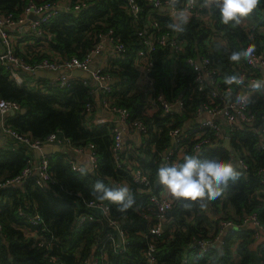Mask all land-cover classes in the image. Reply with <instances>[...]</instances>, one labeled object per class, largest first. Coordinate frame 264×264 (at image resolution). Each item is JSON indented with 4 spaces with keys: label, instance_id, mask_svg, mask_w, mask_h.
<instances>
[{
    "label": "trees",
    "instance_id": "trees-1",
    "mask_svg": "<svg viewBox=\"0 0 264 264\" xmlns=\"http://www.w3.org/2000/svg\"><path fill=\"white\" fill-rule=\"evenodd\" d=\"M30 1L56 0H0V13L11 12L17 16ZM70 1L74 4L77 0ZM135 1L140 4L143 17L135 23L127 13L126 0H89L88 6L77 13L59 12L42 26V35L35 37L39 42H47L48 50L26 59L33 63L54 55L82 58L95 45L99 33L111 32L117 42L126 46L122 58L110 61L119 78L113 90L114 104L127 109L131 119L144 122L149 131L139 146L131 144V149L126 143L119 154L126 161L133 159L132 150L142 156L136 160L152 181L150 193L133 182L127 166L117 167L112 151L115 123L88 126L83 115L84 104L89 97L86 86L78 82L71 89H62L48 86V80L42 78L38 81L44 83L43 90L27 84L19 85L11 79L7 67L0 64V97L26 109L23 114L18 112L5 117L9 128L39 139L59 132L75 146L92 144L97 157L93 172H75L65 154L54 153L48 156L52 180L43 184L34 172L22 184L0 189V264H83L85 258L95 254L96 240L112 231L104 222L86 221L77 225L81 213L100 215L87 208L83 200L108 205L110 216L119 222L125 236L122 252L108 250L109 264H145L143 252L153 238L149 234L150 228L156 224L155 214L147 205L150 195L163 187L158 181L157 169L161 166L165 149L173 145L168 132L188 126V119L194 118L198 109L208 102L210 94L209 88L197 91L195 73L186 64V59L208 57L217 71L215 79L220 90L228 89L235 96L240 94V76L254 72L260 74L247 63L246 57L249 51L264 53V0H260L249 14L250 28H244L235 21L222 23L217 2L210 6L212 20L207 24L199 17H177L173 21L166 11L157 13L153 18L162 26V32L175 33L187 45L184 53L171 57L168 49H159L153 73L156 91L162 93L168 103L180 102V111L144 115L146 101L134 86L136 72L132 62L140 48L136 32L144 28L150 6L146 0ZM182 1L177 0L176 6L180 7ZM216 36L225 43L214 39ZM236 54L239 60L233 61L231 57ZM249 109L255 114V121L233 133L232 151L222 142L217 146L204 147L198 153L191 150V145L188 146L186 155L200 160L218 158L229 162L239 155L247 169L233 166L239 173L238 177L229 178L226 184L222 182L218 186L221 194L216 199H208L206 193L205 198L211 207H221L222 210V214L214 219L205 214L202 198L197 201L175 199L170 214H166L165 228L156 240L157 264H264V233L255 236L250 227L243 225L246 215L255 214L264 226V171L261 172L264 170V149L259 144L260 130L264 128V96L252 97ZM195 125L192 123L190 127L193 129ZM30 157H33L31 151L21 143L16 147L1 148L0 183L18 175ZM97 181L113 190L127 187L129 192L123 203L97 200L93 195ZM129 201L131 206L126 211L117 210ZM19 208L27 214L37 212L41 224L32 226L25 222L18 213ZM141 213H147L149 217H142ZM224 221L232 222L234 228L222 230ZM20 227L39 231L48 244L33 247L32 239L25 238ZM218 235L221 243L215 242L204 253L191 247L197 239L214 240ZM49 256H54L56 261L50 262Z\"/></svg>",
    "mask_w": 264,
    "mask_h": 264
},
{
    "label": "built area",
    "instance_id": "built-area-1",
    "mask_svg": "<svg viewBox=\"0 0 264 264\" xmlns=\"http://www.w3.org/2000/svg\"><path fill=\"white\" fill-rule=\"evenodd\" d=\"M88 1L77 0L74 4L70 0H56L43 3L30 1L22 8L21 13L17 16L11 12L0 13V41L4 48V52L0 54V64L7 67L11 79L19 85L26 84L23 73L34 76L37 70L59 73L54 79L48 80V86L51 87L71 89L78 82L83 84L89 89V97L85 101L83 110L84 118L87 121L94 114V97L96 93H99L101 107L104 112L108 115L116 116L117 119L108 121L106 118H99L94 121L93 125H103L107 122L115 123L112 130L114 136L112 151L116 165L119 168H125L127 166L131 170L133 182L144 187L145 189L143 191L150 193L152 181L146 172H144L142 166L137 161L133 162L121 159L119 154V151L124 148L123 136L125 133L133 131L146 138L149 127L140 119H131L127 109L114 104V84L105 69L101 67L91 68L92 61L95 58L99 56L106 57L105 49L107 47V57L110 61H113L123 57L126 46L121 42H117L112 37L111 32H109L99 33L95 45L82 58L77 56L59 58L54 55L31 63L20 55L17 49L18 38L22 37L27 31L34 37H40L42 35V26L48 23L59 12L71 11L77 13L88 6ZM146 1L150 6V15L147 18L144 28L138 29L136 32L140 48L136 51L132 62V67L136 72L134 86L144 96L146 101L144 115L151 116L154 115L151 113L162 111L164 114H173V112L180 111V102L168 103L162 93L156 91V81L153 75L157 61L156 53L159 49L166 48L170 53V57L179 55L184 53L187 45L184 40L178 39L175 33L169 35L166 32H162V26L153 17L157 13L166 11L173 21L177 17H199L207 24L212 20L210 6L217 2V0H184L180 3V7L176 6L177 0ZM162 7H164V11L160 10ZM207 9H209L207 12H203V10ZM126 10L134 23L143 18L141 16L142 8L135 0H126ZM246 61L252 68L258 70L260 74L254 72L249 76L245 74L240 76L238 83L241 85V90L240 94L235 96L228 89L225 91L220 90L215 79L217 71L212 67L208 57H188L186 59V64L195 73L197 91L202 92L209 88L210 94L208 102L203 104L195 113L196 125L193 129L190 127L191 123H188L186 127L173 128L168 132L173 145L165 149L161 166L182 163L189 145H191L193 152L198 153L204 147L217 146V143H220L226 136L229 137L231 142L235 131L244 126H251L254 123L256 116L249 109V101L256 95L257 97L258 95L264 96V53L249 51ZM76 70L89 73L91 80L70 74ZM92 80L95 82V85H92ZM32 87H37L40 90L45 89L44 83L39 82L38 78H34ZM20 110L21 108L18 103L0 97L1 133L11 137L17 143L25 145L32 153L37 150L41 151L46 145L57 144L67 147L74 154H84L89 160L90 172H93L96 167L97 157L92 144L75 146L70 139L62 136L59 132H52L45 138L39 139L33 138L28 134H19L9 128L5 122V118H2V116L11 111L16 114ZM193 132L194 135H192ZM187 140L189 142H186ZM259 144L264 149V128L260 130ZM1 148L6 147L0 146ZM234 160H236V164L241 169H247L246 164L239 155ZM234 160L228 163L232 164ZM69 163L75 172L85 170L71 159H69ZM48 166L49 161L47 155L43 154L37 159L30 157L27 160L26 166L18 175L1 181L0 189L6 186L22 184L34 172L39 173L38 177L40 180H52ZM263 171L261 170V172ZM262 183H264V177ZM175 199L164 186L158 193H152L149 197V204L147 206L148 209L150 208L154 212L156 224L150 228L149 234L153 238L148 241L143 252L145 264H157L156 240L165 228L164 222L166 214L173 208ZM83 202L92 212H99L100 215L97 217L95 213H81L76 221L77 225L83 224L86 221H98L104 222L107 227L112 229V231L105 233L96 240L95 246L93 247L95 254L85 258L83 264H109L107 260L108 250L111 248L115 252H122L126 244L125 236L120 229L119 222L110 216V208L108 205L94 200H83ZM33 209L36 210V206H33ZM18 213L25 219V222H28L32 226H39L41 224V218L37 212L27 214L23 209L19 208ZM141 215L142 217H149L147 213H141ZM243 225L250 227L255 236H258L259 233H264V226L255 214L246 215ZM221 227L223 228L222 230H231L234 228V224L230 221H224L221 223ZM19 229L22 230L25 238L32 239L33 247H43L48 244L47 239L39 231L27 227H20ZM1 231L2 225L0 223V235ZM119 237L121 240H119ZM215 242L221 243L219 235L214 240L197 239L191 244V247L198 248L201 253H204ZM49 261L55 262L56 258L49 256ZM186 261L185 259L184 262Z\"/></svg>",
    "mask_w": 264,
    "mask_h": 264
},
{
    "label": "clouds",
    "instance_id": "clouds-1",
    "mask_svg": "<svg viewBox=\"0 0 264 264\" xmlns=\"http://www.w3.org/2000/svg\"><path fill=\"white\" fill-rule=\"evenodd\" d=\"M259 3L260 0H217V8L222 23L229 24L231 21L239 23L241 18L247 17ZM231 59L237 61L239 55H233ZM238 175L231 163L218 158L200 160L191 155H185L182 163L164 165L157 169L159 183L172 197L182 201H197L205 197L206 193L208 199L214 200L221 194L218 186L222 182L226 184L229 178H237ZM128 192L127 187L109 189L101 181H97L93 186V195L97 200L116 204H122ZM130 206L131 201L117 210L124 212Z\"/></svg>",
    "mask_w": 264,
    "mask_h": 264
},
{
    "label": "crops",
    "instance_id": "crops-1",
    "mask_svg": "<svg viewBox=\"0 0 264 264\" xmlns=\"http://www.w3.org/2000/svg\"><path fill=\"white\" fill-rule=\"evenodd\" d=\"M65 1H69V0H65ZM241 19L243 21L240 20L239 23L244 28H250L251 27L252 21H251L249 15L247 16V18L243 17ZM216 39H219V41L222 42L223 44L225 43V41L220 36H216ZM2 47L3 46H2V43L0 41V52L2 50ZM17 49H18V52H19L20 55H22L25 58H28V57L30 58V57H33L35 55H40L44 50H48V43L44 42V41H42V42L41 41L40 42L37 41L36 38L33 35H31L29 33V31H27L22 37L18 38ZM107 49H108V47H107ZM107 49H105L106 57L99 56V57L95 58L92 61L91 68L92 69H94L96 67L104 68L105 71L110 75L112 83L115 85V84L118 83L119 78L115 74L114 68H112L111 65H110V59L107 57ZM113 61H116V60H113ZM51 72H53V71H51ZM24 76L26 77L27 75H24ZM25 83L32 87V84L34 83V77L29 75V77H26ZM91 83H92V85H95V82L93 80L91 81ZM99 96H100V94H99ZM94 100H95V109H96V111L94 112V114L90 118V120L87 121L88 122L87 124H88L89 127H91L93 125L94 121L96 119H99V118H106L108 121H112L114 119H117L116 116H112V115L106 114L104 112V110L102 109V107H101V111L98 110L97 104H96V95L94 97ZM100 105H101V97H100ZM151 114H155V113H151ZM187 122L189 124L190 123L192 124V123L196 122V119L195 118L188 119ZM143 138H145V137L140 135L139 133L131 131V132H127V133L124 134L123 143H124V145L126 143H128L129 144V148L132 147L131 149H133V146H139L141 144ZM225 138L226 137H224L222 139V141H221L222 143L224 142ZM220 143H217V145H219ZM17 144L18 143L15 140H13L11 137H9L6 134L0 132V146H5V147L8 148V147H16ZM52 145L59 147L60 151H58L56 153L65 154L68 159L73 160L76 164L82 166L85 170H87L89 172V169H90L89 160H88L86 155H84V154H74V153L70 152L69 149L67 147H65V146H59L57 144H52ZM230 146H231V142H230ZM52 154H54V153L47 154V156H50ZM131 154L133 156V159H131V160L127 159V161H133L134 162V161H137L136 157H139V158L142 157V156H140V154L138 152H134L133 150L131 151ZM32 155H33V157L35 159L39 158V157H36L34 155V152L32 153ZM233 163H237L236 160H234V162H232V164ZM157 185H158V183H157ZM204 200H206L205 197H203L201 199V203H203L204 212H205L206 215H208V217H211L212 219H214L215 217H217L220 214H222L221 207H217L215 209V208L211 207V205L207 201H204Z\"/></svg>",
    "mask_w": 264,
    "mask_h": 264
},
{
    "label": "water",
    "instance_id": "water-1",
    "mask_svg": "<svg viewBox=\"0 0 264 264\" xmlns=\"http://www.w3.org/2000/svg\"><path fill=\"white\" fill-rule=\"evenodd\" d=\"M160 10H161V11H164V7H162ZM32 18H34V17H32ZM3 52H4V48L2 47V50H1L0 54L3 53ZM23 74L26 75V73H23ZM58 74H59V73H57V72H51V71H45V70H37V71L34 73V76H33V77H34V78H42V79H46V80H51V79H54L55 77H57ZM70 74H71V75H74V76L82 77V78H84V79H89V80H91V78H90V74L87 73V72H83V71L76 70V71L71 72ZM96 104H97V108H98V110L101 111V105H100V96H99V93H96ZM25 112H26V109H25V108H21L20 113L23 114V113H25ZM14 114H15V113H14L13 111H11V112H9V113L3 115L2 118L7 117L8 115H14ZM223 145H224L229 151H232V147L230 146V139H229L228 136H226V138L224 139ZM58 151H60V150H59V147L54 146V145H46V146H44V147L41 149V151H38V150L35 151V152H34V155H35L36 157H41L43 154H44V155H47V154H51V153H56V152H58ZM232 165H233V166H238L236 163H233ZM88 169H89V168H88ZM90 171H91V170L89 169V172H90ZM36 174L39 175L38 172H36ZM41 182H42L43 184L46 183V181H44V180H41ZM168 214H170V212H169ZM122 223H123V222H122ZM230 228H231V227H230ZM230 228H229V229H230ZM119 240H121L120 237H119Z\"/></svg>",
    "mask_w": 264,
    "mask_h": 264
},
{
    "label": "rangeland",
    "instance_id": "rangeland-1",
    "mask_svg": "<svg viewBox=\"0 0 264 264\" xmlns=\"http://www.w3.org/2000/svg\"><path fill=\"white\" fill-rule=\"evenodd\" d=\"M244 18H247V17H244ZM241 21H243V20L241 19ZM204 201H208V200L206 199V200H204Z\"/></svg>",
    "mask_w": 264,
    "mask_h": 264
}]
</instances>
